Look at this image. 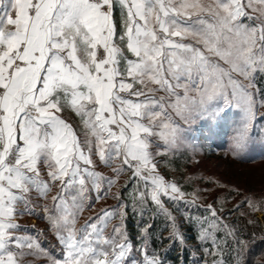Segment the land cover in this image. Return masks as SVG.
I'll use <instances>...</instances> for the list:
<instances>
[{
	"label": "snow or ice",
	"instance_id": "snow-or-ice-1",
	"mask_svg": "<svg viewBox=\"0 0 264 264\" xmlns=\"http://www.w3.org/2000/svg\"><path fill=\"white\" fill-rule=\"evenodd\" d=\"M216 149L264 161V0H0V264H264Z\"/></svg>",
	"mask_w": 264,
	"mask_h": 264
},
{
	"label": "rangeland",
	"instance_id": "rangeland-1",
	"mask_svg": "<svg viewBox=\"0 0 264 264\" xmlns=\"http://www.w3.org/2000/svg\"><path fill=\"white\" fill-rule=\"evenodd\" d=\"M221 149H216L212 154L208 155L202 164L205 174L215 175L221 183H230L238 186L241 189L249 190L255 194H259L261 191L262 185H264V161L260 158L256 160H251L248 162H239L232 158H227L222 156ZM202 187H213L212 185H201ZM186 190L191 191V189L186 188ZM216 191L227 193V189H215L213 194ZM235 199L228 200L225 204V208H231L233 204L241 199V196L233 193ZM212 197L208 196L206 200L198 201V203H208L211 202ZM100 202L96 205V208H99ZM107 203L112 204L114 201L111 198H108ZM96 209H85L83 215L80 218V222H83L85 218L92 214ZM262 214L259 213L258 216ZM28 221L30 223L37 222L34 218L25 217L22 222Z\"/></svg>",
	"mask_w": 264,
	"mask_h": 264
},
{
	"label": "trees",
	"instance_id": "trees-1",
	"mask_svg": "<svg viewBox=\"0 0 264 264\" xmlns=\"http://www.w3.org/2000/svg\"><path fill=\"white\" fill-rule=\"evenodd\" d=\"M259 158H260L259 156H255L252 160H256V159H259ZM165 204L167 206H169V207L172 206L171 204L168 203V201L166 199H165ZM241 211H248L247 206H245V208L241 209ZM258 214L259 213H256V215H258ZM261 214L264 215V213H261ZM235 215H239V213H235ZM32 218L36 219L35 217H32ZM241 219H243V218L241 217ZM158 223L159 224H162V219L161 220H158ZM36 224L38 226H41L42 227V223L39 220H37ZM133 227H134V225H133ZM261 249H264V245L260 244L259 241H257L255 243L254 247H253V254H254L255 257H257V258H264V257H261L260 256ZM176 257H177L176 250H172V251H170L168 253V258L173 261V264H178ZM191 259H192L191 256L189 254H186L187 264H191Z\"/></svg>",
	"mask_w": 264,
	"mask_h": 264
}]
</instances>
